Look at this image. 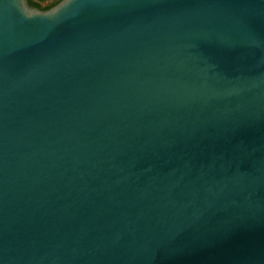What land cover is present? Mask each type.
<instances>
[{
    "label": "water",
    "instance_id": "obj_1",
    "mask_svg": "<svg viewBox=\"0 0 264 264\" xmlns=\"http://www.w3.org/2000/svg\"><path fill=\"white\" fill-rule=\"evenodd\" d=\"M0 264H264V0H0Z\"/></svg>",
    "mask_w": 264,
    "mask_h": 264
},
{
    "label": "trees",
    "instance_id": "obj_2",
    "mask_svg": "<svg viewBox=\"0 0 264 264\" xmlns=\"http://www.w3.org/2000/svg\"><path fill=\"white\" fill-rule=\"evenodd\" d=\"M44 1V0H27L29 6L31 7H35V8H38V9H41V10H47L49 9L50 7L54 6L56 3H58L60 0H56L55 2L51 3V4H48L47 6H41V2Z\"/></svg>",
    "mask_w": 264,
    "mask_h": 264
},
{
    "label": "rangeland",
    "instance_id": "obj_3",
    "mask_svg": "<svg viewBox=\"0 0 264 264\" xmlns=\"http://www.w3.org/2000/svg\"><path fill=\"white\" fill-rule=\"evenodd\" d=\"M55 1L56 0H44L40 4H41V6H47L48 4H51V3L55 2Z\"/></svg>",
    "mask_w": 264,
    "mask_h": 264
}]
</instances>
